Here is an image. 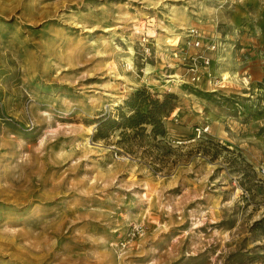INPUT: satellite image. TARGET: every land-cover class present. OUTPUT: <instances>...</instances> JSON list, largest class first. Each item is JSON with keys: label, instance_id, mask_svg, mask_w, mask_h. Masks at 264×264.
Listing matches in <instances>:
<instances>
[{"label": "rangeland", "instance_id": "374dc122", "mask_svg": "<svg viewBox=\"0 0 264 264\" xmlns=\"http://www.w3.org/2000/svg\"><path fill=\"white\" fill-rule=\"evenodd\" d=\"M263 46L264 0H0V264H264Z\"/></svg>", "mask_w": 264, "mask_h": 264}, {"label": "trees", "instance_id": "16d2710c", "mask_svg": "<svg viewBox=\"0 0 264 264\" xmlns=\"http://www.w3.org/2000/svg\"><path fill=\"white\" fill-rule=\"evenodd\" d=\"M126 105L134 110V113L127 116L122 114V121L119 124H128L131 128H134L135 134H139L140 131H147V125H152V132L159 134L163 126L162 120L164 110L167 106V100L161 101L155 94H152L148 90L144 89L134 93L131 98L126 102ZM99 133L103 131V126L110 122V118L100 119ZM162 131V130H161Z\"/></svg>", "mask_w": 264, "mask_h": 264}, {"label": "built area", "instance_id": "2783aa9c", "mask_svg": "<svg viewBox=\"0 0 264 264\" xmlns=\"http://www.w3.org/2000/svg\"><path fill=\"white\" fill-rule=\"evenodd\" d=\"M191 33L192 34H197V31L195 29H193ZM191 45L194 46V47H199L201 45L200 40L195 38L193 41H191ZM214 48H215L214 46L211 47V49H214ZM261 58H262V61H263V64H264V46L261 49ZM196 74H197V69L194 71V76L192 78L193 80L197 79Z\"/></svg>", "mask_w": 264, "mask_h": 264}]
</instances>
